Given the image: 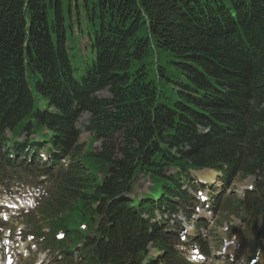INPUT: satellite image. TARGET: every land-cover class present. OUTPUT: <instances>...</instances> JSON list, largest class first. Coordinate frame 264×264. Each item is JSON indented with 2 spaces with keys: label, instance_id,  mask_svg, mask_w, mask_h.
Here are the masks:
<instances>
[{
  "label": "trees",
  "instance_id": "obj_1",
  "mask_svg": "<svg viewBox=\"0 0 264 264\" xmlns=\"http://www.w3.org/2000/svg\"><path fill=\"white\" fill-rule=\"evenodd\" d=\"M104 89L110 98L95 95ZM83 113L99 151L77 143ZM30 135L48 166L37 152L27 163ZM63 158L67 168L52 170ZM15 167L53 180L48 211L68 206L53 223L75 234L76 222L101 217L84 244L93 264H139L150 242L169 251L123 195L139 175L166 206L190 169L257 176L240 206L261 216L264 0H0V172ZM171 167L180 174L166 176Z\"/></svg>",
  "mask_w": 264,
  "mask_h": 264
},
{
  "label": "rangeland",
  "instance_id": "obj_2",
  "mask_svg": "<svg viewBox=\"0 0 264 264\" xmlns=\"http://www.w3.org/2000/svg\"><path fill=\"white\" fill-rule=\"evenodd\" d=\"M97 96L105 98L108 97V93L105 90H101L100 92H98ZM86 119L87 115L84 114L76 123V127L80 130L78 144L83 146H86L91 138V135L86 133L84 130ZM41 134L47 133L46 131H43L41 132ZM93 146L95 149H99L100 143L95 142ZM21 150L32 152L33 146L32 148L27 147V149L23 148ZM64 164H66V162H64ZM22 180H25L24 175H22ZM41 180V185H36L32 182V185H30L28 183L20 181L17 183L18 186L13 189L15 198L32 196L34 194H37L38 192L39 197L37 198V201H35L33 208L22 213V216L13 212L10 218L8 219L7 223H4L2 228H4L5 231L4 233H2L1 237L7 238L8 236V246L18 244V247L12 250L0 245V264H6V262L7 264H56L55 262L58 260V256H55V253L48 254L47 249L49 246H46V237L40 236V234H46L50 232L52 229L50 222L59 217V215L56 214L53 218H51L41 212L42 206L46 203L45 199L48 196V190L50 186V183L47 181H43V178L38 179V181ZM256 181L257 180L253 177L248 178L245 181H234L229 187L227 191L228 193L226 195L228 208H230L231 204L234 205V203L237 202L239 198H242L243 192H245V188H248L249 185H253L254 183H256ZM139 184L140 186L141 184L143 185L141 192H147L148 185L144 182V180H140ZM40 201L41 204L39 206ZM197 210L201 209L199 208ZM204 212L205 210L200 214H203ZM211 218L212 220L210 222L206 221L205 225L203 224V230L206 232L203 242L207 246L206 250L208 255V261L201 264H245V258L239 263H236L235 261H228V259L223 256V249L225 248L224 244L225 242H227V238L224 235V230L226 229V227H228V229H232L234 226H239L240 224H242V220L240 219L241 214H239L238 216H230L226 215L224 211L218 210L215 211L213 215H211ZM22 231L24 232L23 235L21 233L23 237L19 238L17 234ZM27 236H32L33 239L32 237H29L28 241H26ZM72 240L73 242H71L70 246L65 245V243L71 241V238L68 237L65 242H61L54 246V249L56 248L59 252L62 251L64 253L73 252L75 249V245L80 242V238L79 236L72 235ZM7 250L8 252L5 253V251ZM187 251H189V249H187ZM229 254L232 255L233 253L230 252ZM70 257L71 256H69L68 258L70 259ZM74 257L76 256L73 255V257L71 258L73 262H78V260ZM229 259L232 260L230 257ZM61 264H69V262L64 261Z\"/></svg>",
  "mask_w": 264,
  "mask_h": 264
},
{
  "label": "water",
  "instance_id": "obj_3",
  "mask_svg": "<svg viewBox=\"0 0 264 264\" xmlns=\"http://www.w3.org/2000/svg\"><path fill=\"white\" fill-rule=\"evenodd\" d=\"M261 228L262 229L260 230L259 235H264V223H263V226Z\"/></svg>",
  "mask_w": 264,
  "mask_h": 264
},
{
  "label": "bare ground",
  "instance_id": "obj_4",
  "mask_svg": "<svg viewBox=\"0 0 264 264\" xmlns=\"http://www.w3.org/2000/svg\"><path fill=\"white\" fill-rule=\"evenodd\" d=\"M210 174H213V173H210ZM181 181H184V180H181Z\"/></svg>",
  "mask_w": 264,
  "mask_h": 264
}]
</instances>
